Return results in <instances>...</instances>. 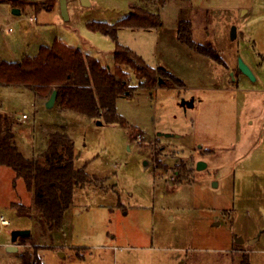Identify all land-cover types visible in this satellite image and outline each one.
Returning <instances> with one entry per match:
<instances>
[{
	"label": "rangeland",
	"instance_id": "obj_1",
	"mask_svg": "<svg viewBox=\"0 0 264 264\" xmlns=\"http://www.w3.org/2000/svg\"><path fill=\"white\" fill-rule=\"evenodd\" d=\"M135 2L66 0V19L60 0H0V60L36 55L58 39L112 69L114 39L87 23H113ZM159 8L161 26L117 33L122 45L168 72L147 88L128 69L132 95L116 100L125 125L59 102L49 109L33 89L0 85V111L15 118L13 141L26 157L46 163L51 134L60 131L73 140L75 167L90 174L76 186L64 227L41 237L15 207L34 206V193L0 164V218L9 222H0V264H22L20 253L34 251L18 243L8 250L14 229H31L37 245L49 246L39 250L45 264H241L246 255L264 264V0H165ZM184 19L221 62L179 38Z\"/></svg>",
	"mask_w": 264,
	"mask_h": 264
},
{
	"label": "trees",
	"instance_id": "obj_2",
	"mask_svg": "<svg viewBox=\"0 0 264 264\" xmlns=\"http://www.w3.org/2000/svg\"><path fill=\"white\" fill-rule=\"evenodd\" d=\"M165 0H137L130 12L115 22L89 21L87 27L111 36L116 47L113 51V68L97 57L85 53L77 46L55 39L51 44H42L36 55H26L18 61L0 60V85L25 86L35 90L46 100L57 90V102L68 109L109 123L126 120L116 111L118 97H130L132 69L140 85L154 88L159 77L168 74L163 67L154 68L142 56L118 40V30L123 27L151 29L162 24L160 8ZM33 10L39 11L36 4ZM178 36L196 51L222 61L212 42L197 43L192 36V21L181 20ZM15 118L0 111V164L10 166L22 177L34 193V206L15 203L20 215L29 216L41 237H52L54 231L64 227V218L74 204L76 186L85 183L90 174L86 168L74 165L72 138L60 131L51 134V146L47 150V162L41 163L26 157L13 141ZM181 173V171H179ZM32 233L21 237L18 244L33 245L34 251L20 253L22 264H45L39 250L49 247L37 245ZM241 264H250L249 256Z\"/></svg>",
	"mask_w": 264,
	"mask_h": 264
},
{
	"label": "water",
	"instance_id": "obj_3",
	"mask_svg": "<svg viewBox=\"0 0 264 264\" xmlns=\"http://www.w3.org/2000/svg\"><path fill=\"white\" fill-rule=\"evenodd\" d=\"M81 1L84 5H90V0H81ZM60 2H61L62 14H63L64 18L68 19L69 15H68L66 0H60ZM13 12H14V14H17V15L21 14V10L18 7L14 8ZM232 37L233 38L237 37V28L235 26L232 28ZM240 68L244 73H246L248 76H250L253 80H256V77H255L253 71L242 59H240ZM162 82H163V79L160 78L159 84ZM57 95H58L57 90H54L53 93L51 94L50 98L46 102L47 108L50 109V108H53L55 106L56 101H57ZM97 124L103 125V121L98 120ZM159 135L172 136L173 134L159 133ZM149 163H150L149 160H145L144 166L147 167ZM206 167H207V162H205L203 160H200L197 164V168L199 170H203ZM30 234H31V229H14V230H12L11 231V237H12L13 244L8 248V250L17 251L18 250L17 242H18L19 238L29 236Z\"/></svg>",
	"mask_w": 264,
	"mask_h": 264
},
{
	"label": "built area",
	"instance_id": "obj_4",
	"mask_svg": "<svg viewBox=\"0 0 264 264\" xmlns=\"http://www.w3.org/2000/svg\"><path fill=\"white\" fill-rule=\"evenodd\" d=\"M10 31H11V28L9 29V32H10ZM22 118H23V119L28 118V110H26V111L22 114ZM0 222H1L2 225H8V224H9L8 220L5 219V218H3V217L0 218Z\"/></svg>",
	"mask_w": 264,
	"mask_h": 264
},
{
	"label": "crops",
	"instance_id": "obj_5",
	"mask_svg": "<svg viewBox=\"0 0 264 264\" xmlns=\"http://www.w3.org/2000/svg\"><path fill=\"white\" fill-rule=\"evenodd\" d=\"M27 109H24V111H26ZM23 119V118H22ZM27 119V118H26Z\"/></svg>",
	"mask_w": 264,
	"mask_h": 264
}]
</instances>
